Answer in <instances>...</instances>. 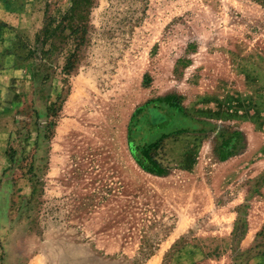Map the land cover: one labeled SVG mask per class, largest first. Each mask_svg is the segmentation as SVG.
<instances>
[{"label":"rangeland","instance_id":"1","mask_svg":"<svg viewBox=\"0 0 264 264\" xmlns=\"http://www.w3.org/2000/svg\"><path fill=\"white\" fill-rule=\"evenodd\" d=\"M96 1L65 76L28 51L70 0H0V264H264V7ZM167 98L157 175L129 126Z\"/></svg>","mask_w":264,"mask_h":264},{"label":"trees","instance_id":"2","mask_svg":"<svg viewBox=\"0 0 264 264\" xmlns=\"http://www.w3.org/2000/svg\"><path fill=\"white\" fill-rule=\"evenodd\" d=\"M253 1L264 7V0ZM96 3V0H70V6L66 12L57 17L49 14V11L46 10L44 12L45 17L43 26L35 34L34 46L28 51V58L33 61L38 59L43 63V61L50 60V57L54 53L61 54L59 50L62 51L63 47L71 42V48L69 50L68 48L66 49L67 54L64 56L61 72L65 76L73 74L78 65L81 49L87 38L86 24L89 22L91 10L96 6ZM36 55H38L39 58L36 57ZM49 63H51V61ZM49 77L50 74H44L43 78L48 79ZM168 104H170L169 98L164 101H154L139 108L134 116H132L129 126L128 148L131 155L142 169L157 175L163 174L161 165L149 155V148L135 143L132 134L137 135L144 130L147 135H151L154 133L155 128L160 129L161 125L167 122V115L171 117L174 115L173 113H175L168 107ZM56 113L57 109L55 108V104L47 107L49 119L54 118ZM138 115H142V118H139V120L137 119ZM10 151L14 153V150ZM224 158L225 156L223 155L222 159ZM10 160H12V156ZM142 252L143 251L140 252V255ZM142 255L141 263H143L146 256L150 254L147 252L144 254L142 253ZM137 261L138 259H135L134 262Z\"/></svg>","mask_w":264,"mask_h":264},{"label":"crops","instance_id":"3","mask_svg":"<svg viewBox=\"0 0 264 264\" xmlns=\"http://www.w3.org/2000/svg\"><path fill=\"white\" fill-rule=\"evenodd\" d=\"M6 69V68H5ZM0 72H2V73H4V74H7L8 73V70H2V71H0ZM1 77V76H0Z\"/></svg>","mask_w":264,"mask_h":264}]
</instances>
